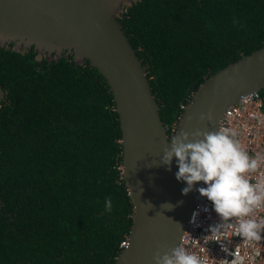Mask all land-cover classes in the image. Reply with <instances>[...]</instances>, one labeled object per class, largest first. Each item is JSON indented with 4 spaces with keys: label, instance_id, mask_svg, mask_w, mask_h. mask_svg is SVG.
Here are the masks:
<instances>
[{
    "label": "trees",
    "instance_id": "obj_1",
    "mask_svg": "<svg viewBox=\"0 0 264 264\" xmlns=\"http://www.w3.org/2000/svg\"><path fill=\"white\" fill-rule=\"evenodd\" d=\"M118 20L169 133L207 77L264 45V0H138ZM0 85V264H114L134 204L106 78L73 54L39 60L11 44Z\"/></svg>",
    "mask_w": 264,
    "mask_h": 264
},
{
    "label": "water",
    "instance_id": "obj_2",
    "mask_svg": "<svg viewBox=\"0 0 264 264\" xmlns=\"http://www.w3.org/2000/svg\"><path fill=\"white\" fill-rule=\"evenodd\" d=\"M138 0H0V47L37 58L58 60L73 54L106 78L119 113L123 175L134 204L127 243L114 264H155L157 253L180 245L200 194L195 182L176 179V157L162 162L171 138L180 132H217L226 109L249 93L264 89V45L207 77L169 133L152 91L148 66L132 46L118 17ZM6 92L0 85V105ZM211 119H200V114ZM197 139L202 137H196Z\"/></svg>",
    "mask_w": 264,
    "mask_h": 264
},
{
    "label": "clouds",
    "instance_id": "obj_3",
    "mask_svg": "<svg viewBox=\"0 0 264 264\" xmlns=\"http://www.w3.org/2000/svg\"><path fill=\"white\" fill-rule=\"evenodd\" d=\"M200 119H211V114L201 113ZM189 135L184 131L173 136L172 146L165 149L162 162L171 170L173 157H176V179L186 182L182 192L187 194L195 182L202 181L205 186L199 187L198 191L212 202L215 212L222 220L236 218L234 222L209 225L208 233L203 238L204 243L236 235L255 244V241L262 238L261 230L264 229V214H261L264 212V172H259L264 164V154L258 152L255 156H250L240 141L235 139L236 132L229 127L217 132L197 130L191 134L193 139H189ZM251 173L257 175L253 177ZM105 209L109 212L112 210L111 197L105 198ZM195 215L194 212L193 217ZM182 240L183 244L188 243L187 239ZM125 244L122 243L123 247ZM183 244L173 248L171 254L157 253L154 257L155 264H215V258L188 251ZM222 247L233 258L230 261L221 260V264H244L246 255L237 254L223 245ZM256 248L261 250L257 245Z\"/></svg>",
    "mask_w": 264,
    "mask_h": 264
},
{
    "label": "built area",
    "instance_id": "obj_4",
    "mask_svg": "<svg viewBox=\"0 0 264 264\" xmlns=\"http://www.w3.org/2000/svg\"><path fill=\"white\" fill-rule=\"evenodd\" d=\"M186 104L181 105L182 109L186 107ZM253 113L257 115L254 116ZM176 124L171 128L172 132L176 129ZM224 127H229L236 132L235 139L240 141L250 156H255L258 152L264 154V98L261 90L246 94L240 101L229 106L221 118L219 130ZM259 172H264V164L261 165ZM256 175L257 173H251L253 177ZM203 186L205 185L202 182ZM194 212L196 213L195 217H193ZM235 219L232 217L229 218V221L234 222ZM229 221L222 220L220 215L215 212L212 202L199 194L190 217L189 226L183 237L187 239L188 243L183 244L182 240L180 245L183 244L186 250L196 252L198 255H208L215 258V264H221V260L230 261L233 258L223 250L222 245L234 250L237 254L246 255L247 259L244 264H264V229L261 230L262 238L255 241L261 250H258L254 243L244 241L242 237L236 235L221 241L204 243L203 238L208 233L209 225ZM125 243L126 241L123 242V244Z\"/></svg>",
    "mask_w": 264,
    "mask_h": 264
}]
</instances>
